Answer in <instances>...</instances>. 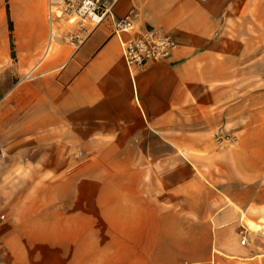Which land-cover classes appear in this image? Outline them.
Returning <instances> with one entry per match:
<instances>
[{"label":"crops","instance_id":"1","mask_svg":"<svg viewBox=\"0 0 264 264\" xmlns=\"http://www.w3.org/2000/svg\"><path fill=\"white\" fill-rule=\"evenodd\" d=\"M231 1L116 0L118 17L135 9L138 25L179 42L131 71L111 21L79 48L47 50L48 0H0V256L103 264L136 225L156 241L143 255L171 248L174 264H215L217 247L218 264H264L237 237L248 236L243 214L264 217V122L247 119L243 99L264 68L252 41L229 34L244 26ZM219 128L244 131L240 148L218 149ZM247 239L264 250L260 234Z\"/></svg>","mask_w":264,"mask_h":264},{"label":"built area","instance_id":"2","mask_svg":"<svg viewBox=\"0 0 264 264\" xmlns=\"http://www.w3.org/2000/svg\"><path fill=\"white\" fill-rule=\"evenodd\" d=\"M115 6L116 0H48L50 33L47 50H51L58 41L79 48L98 26L109 20L131 71L171 58L179 46L172 33L159 27L138 25L139 15L135 9L118 17ZM124 34H129V38L125 39ZM33 76L27 73L24 79ZM215 141L220 149H225L236 145L239 139L237 135L219 133ZM246 242L247 236L244 234L241 244L245 245Z\"/></svg>","mask_w":264,"mask_h":264},{"label":"rangeland","instance_id":"3","mask_svg":"<svg viewBox=\"0 0 264 264\" xmlns=\"http://www.w3.org/2000/svg\"><path fill=\"white\" fill-rule=\"evenodd\" d=\"M232 4V18L236 19L239 22L242 23L241 30L229 33L231 38H237L238 35H240L242 38H246L247 41H252V44H250L249 48H246L247 55L254 56V57H261L262 66L264 68V0H233L231 1ZM263 78L259 80H245L244 85L246 87L247 95L243 97L244 100H246V112H247V119H253V120H261L264 122V74L262 75ZM262 91V94H259L258 92ZM238 129H236L237 131ZM218 133H232L235 130L233 129H226V128H219ZM239 138L244 134V131L237 133ZM240 143L233 146L235 149L240 148ZM215 146L220 149L215 141ZM231 147H228L230 149ZM200 178L203 181L210 180L208 177L201 175ZM210 182V181H209ZM207 183V181H206ZM175 210L179 211L181 209L179 208H170L169 206L166 208V212ZM5 211L3 208H0V216L2 219H4ZM182 214H185V211L182 209ZM247 216L243 214L242 218V224L246 226L245 220ZM262 224H264V217L263 220H261ZM103 229H105V225H102ZM140 226V225H139ZM242 230H248V236L249 234H255V235H261L264 237V232L260 231V233H254L250 229L247 228ZM240 229V230H241ZM4 227L0 226V231H4ZM263 233V234H262ZM123 234V233H121ZM247 235L246 233H244ZM239 232L237 235L238 237V243L241 245V240L243 238V235ZM124 235L128 236V239L126 238H120L115 242V245H117V248H119V251L125 252V254L117 255V256H106L105 259H102L103 264H174L175 260L173 253V249L167 248L165 249L163 255L157 254V249H150L149 255H143L141 252H143V249H141L142 246H145L147 244H150V246L155 243L156 241L152 240H145L143 238L141 229H137V226L129 230L128 233H124ZM247 236V238H248ZM107 240V239H106ZM104 240L103 243H107L108 241ZM249 240V239H248ZM264 242V241H263ZM262 242V244H264ZM169 241H167V244ZM205 240L198 239L195 241V244L193 246L192 252L195 256L201 257L202 253L205 251L204 249ZM251 250L256 249L258 250V253H263L262 255L256 257V259H253L251 261L255 260L256 263H264V250L259 248V245H257V241H247L246 244ZM7 246V245H6ZM5 247L4 244L0 245V248ZM171 247V246H170ZM219 250L217 247L213 248V251L215 253V264H218L220 261L218 260V256L225 257L221 252L217 251ZM212 252V250H211ZM10 256H0V264H13L11 261ZM93 258V257H91ZM6 260L5 263L3 260ZM214 260H211V264ZM92 262V261H91ZM181 264H191L189 258H185Z\"/></svg>","mask_w":264,"mask_h":264},{"label":"bare ground","instance_id":"4","mask_svg":"<svg viewBox=\"0 0 264 264\" xmlns=\"http://www.w3.org/2000/svg\"><path fill=\"white\" fill-rule=\"evenodd\" d=\"M261 220H263V218ZM245 223H246L247 228L250 229L254 233H260V231L264 232V224L260 222L246 218Z\"/></svg>","mask_w":264,"mask_h":264},{"label":"trees","instance_id":"5","mask_svg":"<svg viewBox=\"0 0 264 264\" xmlns=\"http://www.w3.org/2000/svg\"><path fill=\"white\" fill-rule=\"evenodd\" d=\"M10 29H12V24H10Z\"/></svg>","mask_w":264,"mask_h":264}]
</instances>
